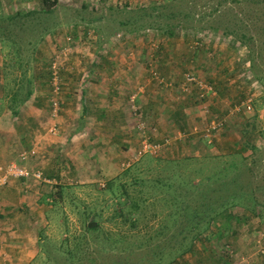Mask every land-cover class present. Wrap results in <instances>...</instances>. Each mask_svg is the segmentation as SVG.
Returning a JSON list of instances; mask_svg holds the SVG:
<instances>
[{
  "label": "rangeland",
  "instance_id": "obj_1",
  "mask_svg": "<svg viewBox=\"0 0 264 264\" xmlns=\"http://www.w3.org/2000/svg\"><path fill=\"white\" fill-rule=\"evenodd\" d=\"M81 1L61 0L53 7L40 0L31 11L20 2L0 0V31L8 33V37L2 34L0 42L14 46L16 41L17 47L26 49L15 55L20 57L17 62L6 50L0 65L3 91L12 90L17 80L15 92L31 88L41 93L47 122L46 126L41 123L42 128L32 122L33 131L39 135L41 129L42 135L64 137V142L71 143L62 150L48 147L43 155L39 144L35 148L30 143L35 150L25 142L18 153L20 162L12 160L27 171L22 184L31 194L26 198L40 211L32 216L28 206L22 209L21 221L37 219L32 231L40 234L37 255L28 264H264V0H127L129 9L118 7L119 0H110L106 13H101L102 4L90 9L89 3L80 5ZM123 10L129 11L127 15ZM96 15L105 16L100 25L104 35L96 36L87 28L93 27ZM123 19L129 24L121 26ZM61 28H69L66 34L73 37V50L62 59L61 104L53 114L48 80L57 49L55 42L51 51L43 42L56 38L59 45L64 44V38L50 37L57 29L64 32ZM165 40L185 44V56L168 55ZM103 48L106 69L101 65ZM218 60L222 61L217 69L205 67ZM168 61L176 69L173 78L165 74ZM121 62L141 66L133 73L132 68L117 64ZM94 67L105 72L106 79L119 84L121 76L128 83L125 88L116 87L121 92L113 96L122 109L108 108L102 122L91 116L94 124L64 131L57 120L66 108L63 92L70 91V79L91 77ZM152 68L162 70L170 84L155 81ZM186 72L215 92L201 98L202 90L192 85L180 93ZM135 79L140 81L139 88L129 85ZM151 85L169 90L172 95L165 94L167 100L181 106L176 115L144 114V103L137 97L140 88ZM9 104L13 106L14 101L6 100ZM198 104L204 107L194 108ZM66 120L76 124L79 118ZM212 123L216 124L213 129ZM68 135L73 139L67 140ZM144 135L151 144L160 145L155 153L137 154ZM23 151L28 155L21 159ZM48 156L57 160H47ZM41 159L46 162L38 163ZM36 171L41 178L33 176ZM45 176H55L56 184L44 181ZM37 187L42 190L35 193ZM239 193L236 204L225 206L226 213L237 216L229 229L218 232L223 214L213 219L194 216L199 223L187 235L185 242L190 244H178L183 236L179 229L190 225L177 210L206 209L209 201L211 206ZM129 206H136L134 220L116 212H125ZM1 211L0 223L18 224L6 209ZM90 221L98 222V235L85 228ZM110 233L121 237L115 247L102 239ZM80 241L81 247L76 248ZM2 256L0 264L26 262L18 260L17 254L10 261Z\"/></svg>",
  "mask_w": 264,
  "mask_h": 264
},
{
  "label": "crops",
  "instance_id": "obj_2",
  "mask_svg": "<svg viewBox=\"0 0 264 264\" xmlns=\"http://www.w3.org/2000/svg\"><path fill=\"white\" fill-rule=\"evenodd\" d=\"M9 1V0H8ZM40 0H11L12 4H18L17 2H20L22 5L27 6V8H31L32 10H35V6L37 2ZM50 3H55L54 6L57 7L58 4L60 5L61 0H41ZM69 1V0H67ZM113 3L116 0H111ZM110 0H82L80 5L84 3H89L90 9H94L99 5L102 4L101 7V13H106V6H108ZM43 2V4H45ZM100 2V3H99ZM117 2V1H116ZM130 4L129 1L124 0L121 2L118 1L119 7L122 5L126 6ZM126 4V5H125ZM49 6V5H48ZM53 6V7H54ZM104 15H96L94 17L95 22L92 23L93 27L88 26L87 28L92 29V32L96 34V36L104 35V29L103 27H100L101 24L104 23ZM2 17H0V26L2 25ZM78 24V23H77ZM63 28H61L62 30ZM60 29H57L56 32H53L50 37H56L58 38H64V34L67 33L69 28L63 29L64 32H60ZM170 34H173L174 31L169 30ZM3 35L8 37V33H2ZM2 34H0V41L2 38ZM45 34V33H44ZM43 34V35H44ZM13 35V32L11 33ZM48 35V33L45 34V36ZM64 35V36H63ZM47 44L45 42L44 45L47 49L51 51L53 49V42H55L56 49L58 48V40L56 38L52 39H46ZM175 40H173L174 42ZM28 42V41H26ZM165 46L167 47V53L168 55H179L182 54V56H185L186 54V45L181 42H174L173 44H170L169 40H165ZM169 42V43H168ZM16 41L14 42V46L12 45H3L2 42H0V65L3 63V60L5 61V58L7 54L5 53L6 50L12 53L14 56L19 55L20 52H25L26 49L23 47H17ZM5 47V48H4ZM102 61L101 65L104 69H106V48H103ZM21 56V55H20ZM17 57V56H15ZM24 57V55H22ZM25 58V57H24ZM20 57L15 58L16 62L19 61ZM27 61V57L25 58ZM188 57H186L183 60H187ZM23 61V62H25ZM76 62L79 60L76 59ZM173 61V60H172ZM168 61L165 67V74H167V77H172V73L176 72V69L174 68V65H170V62ZM191 61L193 59L191 58ZM222 60H218L214 64H207L205 67L208 66H214V68L217 69L218 64ZM22 62V63H23ZM29 62V61H27ZM181 63V62H179ZM119 65H122V67H126L128 69L132 68L133 73H137L140 69L141 63L137 64H131L130 62H121L117 63ZM199 64V62H198ZM205 64V63H204ZM220 65V64H219ZM113 72V69H111ZM205 72V71H204ZM210 72V71H209ZM203 73V72H199ZM100 74V75H99ZM105 72L97 71L96 67L92 70L91 77H80L75 80L70 79V88H67L70 91L63 92L66 100V108L65 111L58 116L57 120H59V123H61V126H63L64 131H72V130H80L81 127H85L87 123L94 124V121L90 118L91 116L95 117L97 120L102 122L101 118L103 116H106V110L108 108H111L110 110H113V108L116 109H122L120 106L121 103H117V99L113 97L114 95H118L121 91H119L116 87L125 88L128 83H124L122 81V77L118 76V80H120V83L118 84V81L113 82L111 79H106ZM115 75H119L120 73H114ZM179 73H177L178 75ZM205 75V74H202ZM74 76V75H72ZM173 78V77H172ZM126 79V78H125ZM212 79L215 81V78L212 77ZM209 81H213V80ZM117 80V79H116ZM34 81V78H33ZM140 82L138 79L131 80L129 82V85H133V87H138L137 83ZM4 83V77L2 74H0V173L7 163H12V160L19 161L18 159V153L21 151V147H23L24 143L29 147L31 146L30 143L34 142L35 148H37V145L39 144L37 149H41L43 151V155L46 154L47 148L53 149V147H59L61 150L66 146L68 148L70 144L68 142H64V137L59 136H48L46 133L44 135L40 134L41 129L38 130L39 135H37L36 132L33 131L31 127L32 122H39L38 124L42 128V124L46 126L47 122V112L43 105L42 100V94L36 93L32 91H26V92H15V89H17L18 82L17 80L14 82L13 91L10 89L9 92L3 91V88L1 84ZM37 85V81L35 82ZM80 88L78 87V85ZM83 84V86H81ZM158 85V84H157ZM142 87V86H141ZM29 93V95H27ZM165 94H167L169 97L172 95L170 94L169 90L164 91L161 90L156 85H151L146 87L143 90V87L140 88L139 95L137 97V100L140 102H143V111H145L144 114H148L150 111L153 112L154 115H160L162 113H168L169 115H176L177 110L181 109V106H177L175 103H172L171 101H168L165 97ZM41 96V97H39ZM183 97V96H182ZM49 98V97H48ZM10 99L11 101H14L13 106L11 104L6 105V100ZM171 99V98H170ZM167 100V102H166ZM5 101V103H4ZM201 104L196 105L200 109L201 107H204V105H201L200 108L198 107ZM120 111V110H118ZM37 117V118H36ZM72 117H78L79 120L75 121H68L66 119H71ZM44 120V121H43ZM72 126V127H70ZM46 130V129H45ZM48 138V139H46ZM46 139V140H45ZM67 140L73 139L68 137ZM69 145V146H68ZM34 148V147H33ZM34 148V149H35ZM77 148V146H75ZM36 150V149H35ZM46 159H41L38 161V163L46 162ZM47 160H57L56 157H47ZM20 162V161H19ZM32 176V175H30ZM25 176H19V177H13L11 176L8 178L7 182L0 188V213L2 212L1 209H6L9 214L11 213V216L14 218L15 223L18 224H12V222L8 223L6 221H2L0 223V255L3 254V259H7L10 261L11 259H15V257L10 258L12 255L17 254L18 260H26L25 264H28V262L32 261L36 255H37V249L36 244H38V239L40 234H34L32 231V226H37V219H34L33 223H27L24 224L21 220H23L22 215V209H25V206H28L26 210L29 213H32V216H35L36 214L39 215L40 211L37 210V207L34 204L28 203L27 196L31 194V191L28 192V190H25L24 184H22V180H24ZM46 179H48L46 182H52L56 184L55 176L48 177L45 176ZM52 183H50L52 185ZM42 184H48V183H42ZM50 185V186H51ZM42 188H38L34 190L35 193L38 192V190ZM24 193V194H23ZM36 200V198L34 199ZM15 201V202H14ZM19 210V212H18ZM10 218V215L9 217ZM35 218V217H34ZM10 220V219H8ZM15 227L13 230L12 228ZM8 252V253H7ZM6 253L8 256H6ZM9 264V262H8Z\"/></svg>",
  "mask_w": 264,
  "mask_h": 264
},
{
  "label": "built area",
  "instance_id": "obj_3",
  "mask_svg": "<svg viewBox=\"0 0 264 264\" xmlns=\"http://www.w3.org/2000/svg\"><path fill=\"white\" fill-rule=\"evenodd\" d=\"M72 38L73 37L71 36V34H66L64 36L65 43L64 44L62 43V45L60 44L58 46L55 56L50 61L48 82L51 87V93H50L51 95L49 96V102H50V106H51V110L53 114L57 113V111L60 108L61 93H62V88L64 84V82L62 81L63 78L61 77V69L63 68L62 59L65 58V56L68 53L72 52L73 50L72 46H70L72 42ZM151 72L153 73V79L157 81L158 83H161L164 85L170 84V81H167L161 74L162 70L157 69V68H152ZM182 78H183V82L180 83L181 86L179 85V89L181 90L180 93H183L184 91H188L190 86L192 85L202 90V92L199 94L201 98H203L205 95H207L210 92L212 94L215 92L212 86H207L206 82H204L202 79L198 78L196 75L190 72L184 73ZM210 127L213 129L216 127V124L212 123ZM138 128L139 130H141L142 133L144 132L143 125H139ZM53 130H54V127H51L50 131H53ZM159 148H160V145L158 143L151 144V142L149 141V137L144 135V138L141 141L140 148L137 151V154L142 155L146 152L155 153V151H157ZM27 155L28 153L25 151L20 153L21 159L26 158ZM27 174L28 173L24 169V167L17 165L16 163L6 164L0 173V188L7 182L8 178H10L11 176L19 177V176H24ZM33 176L35 178H41L39 171L34 172ZM43 180L47 181L46 179H43Z\"/></svg>",
  "mask_w": 264,
  "mask_h": 264
},
{
  "label": "trees",
  "instance_id": "obj_4",
  "mask_svg": "<svg viewBox=\"0 0 264 264\" xmlns=\"http://www.w3.org/2000/svg\"><path fill=\"white\" fill-rule=\"evenodd\" d=\"M55 3H52V6H54ZM51 6H48V9H50ZM119 7V6H118ZM124 9H129V5H126V6H123ZM126 12H129L127 10H123V13L127 15ZM119 23L121 26H125L126 24H129V21L128 20H119ZM130 30H132V28H129ZM135 30V29H133ZM190 32V31H187V33ZM0 34H2V32L0 31ZM2 36V35H1ZM27 91H32V89H28ZM27 95H29V93H27ZM208 179V178H207ZM238 196H235V194L233 195H230V198L227 200V201H219L217 204L215 202L212 203V205L210 206V202H207L208 205L206 206V209H199V207L195 210H191L189 211L188 207H183V208H180L179 211L177 210V214L181 213L183 215H185L186 219L188 220V224L187 225H190L189 228L184 224L182 225L183 227L180 228V233L183 235L182 238H181V242H178V244H190V242H185L187 240V235L189 234L190 231L192 230H195L196 228H198V221L194 220L193 217L196 216L198 217V215H202L204 214L205 216H208V218H212L213 219V216L215 215H220V214H223L225 215V219L222 221L221 224L218 225L217 228L218 229V232H221V231H224V230H227L229 229V225L230 223H232L237 216L234 215L233 213H226V210H227V207H225L226 205L228 204H236L237 203V200L241 197V193L239 194H236ZM205 196V194L203 195ZM233 196V197H232ZM236 197V198H235ZM210 206V207H209ZM135 207L136 206H129L128 210L123 212V210H117V214L124 217V219H133V214H134V210H135ZM240 218V217H239ZM134 220V219H133ZM179 220V218H178ZM85 228L87 229V231H90L92 233H96L95 235H98L99 232H100V228H99V224L97 222V224H95L94 226H89L88 224L85 226ZM102 239L103 241L105 242L106 240V245L107 246H113L115 247L116 243L119 242L121 240V237L120 236H117L113 233H110V234H106L105 236H102ZM82 242H78L75 247L76 248H80L81 246H79ZM74 247V249H75ZM76 251V249H75Z\"/></svg>",
  "mask_w": 264,
  "mask_h": 264
},
{
  "label": "water",
  "instance_id": "obj_5",
  "mask_svg": "<svg viewBox=\"0 0 264 264\" xmlns=\"http://www.w3.org/2000/svg\"><path fill=\"white\" fill-rule=\"evenodd\" d=\"M88 225H89V226H94V225H95V222H94V221H90V222L88 223Z\"/></svg>",
  "mask_w": 264,
  "mask_h": 264
}]
</instances>
